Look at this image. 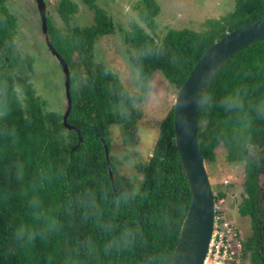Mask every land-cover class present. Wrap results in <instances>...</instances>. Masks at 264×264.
Masks as SVG:
<instances>
[{"label": "trees", "instance_id": "1", "mask_svg": "<svg viewBox=\"0 0 264 264\" xmlns=\"http://www.w3.org/2000/svg\"><path fill=\"white\" fill-rule=\"evenodd\" d=\"M8 1L0 0V264H169L192 199L176 146L175 104L160 123L152 152L137 157L126 150L137 173L123 174L110 131L120 124L132 138L129 144L141 143L142 114L135 103L144 97L131 94L118 74L95 62L98 39L116 30L112 18L98 0H83L95 22L73 27L79 5L60 0L57 11L67 30L48 11V33L42 30L58 65L47 35L69 65V122L82 133L79 144L76 130L64 124L67 107L63 113L48 109L32 80L35 55L17 50L18 20ZM232 4L201 29L170 27L158 39L153 35L162 7L144 0L140 13L150 32L134 23L125 36L133 63L151 75L162 72L180 90L216 41L264 16V0ZM198 137L205 162H214L224 146L231 165L245 164L247 195L239 212L252 218L254 232L241 254L250 250L253 264H264V40L238 51L218 71ZM219 197L226 192L220 190Z\"/></svg>", "mask_w": 264, "mask_h": 264}, {"label": "rangeland", "instance_id": "2", "mask_svg": "<svg viewBox=\"0 0 264 264\" xmlns=\"http://www.w3.org/2000/svg\"><path fill=\"white\" fill-rule=\"evenodd\" d=\"M59 1L46 0L47 11L58 27L67 30L57 11ZM74 1L79 8L72 17L71 25L73 27L92 25L95 22L94 11L83 0ZM158 2L162 7L157 18L158 35L151 33L158 39L162 38L166 33L164 31L170 27L183 28L192 25L200 28L211 18L223 16L233 6L232 0H158ZM7 3L18 20V37L15 41L17 50L23 56L35 55L33 82L41 95L47 99L49 103L47 108L63 113L67 107L65 78L57 59L46 47L37 3L35 0H9ZM98 6L106 9L116 30L113 34L98 39L95 47V62L109 67L118 74L131 94L140 93L144 97L143 101L135 103V107L142 114L138 120L141 143L136 141L135 146L129 144L132 138L120 124H115L110 131L113 138V151L121 162V172L131 177L137 173L136 160L127 157L126 150H135L137 157L152 152L159 136L160 123L175 104L179 89L172 85L162 72L157 71L151 75L141 71L133 63L132 48L125 36L132 30L134 23H139L150 32L140 13L144 0H98ZM127 140H130L129 143ZM140 161L142 160L139 158ZM205 165L213 189L215 187L214 193L219 209L221 208L231 220L236 222L245 242L254 232L251 217H243L239 212L243 195H247L245 164L241 162L231 165L228 162L225 147L222 146L214 162H206ZM220 190L226 192V197H219ZM242 264H253L250 250L246 254L243 253Z\"/></svg>", "mask_w": 264, "mask_h": 264}, {"label": "water", "instance_id": "3", "mask_svg": "<svg viewBox=\"0 0 264 264\" xmlns=\"http://www.w3.org/2000/svg\"><path fill=\"white\" fill-rule=\"evenodd\" d=\"M35 1L42 30L47 34V2ZM263 40L264 16L229 32L204 53L178 92L174 118L176 146L191 186L192 199L169 264H205L215 229V193L199 146V122L203 103L213 79L225 62L238 51ZM46 41L65 74L67 110L64 124L68 129L76 130L80 144L83 140L82 133L69 122L73 108L69 65L55 49L48 35ZM105 147L110 163L109 146L106 144ZM110 177L115 188V177L111 169Z\"/></svg>", "mask_w": 264, "mask_h": 264}, {"label": "built area", "instance_id": "4", "mask_svg": "<svg viewBox=\"0 0 264 264\" xmlns=\"http://www.w3.org/2000/svg\"><path fill=\"white\" fill-rule=\"evenodd\" d=\"M242 242L236 228L218 214L205 264H241Z\"/></svg>", "mask_w": 264, "mask_h": 264}, {"label": "clouds", "instance_id": "5", "mask_svg": "<svg viewBox=\"0 0 264 264\" xmlns=\"http://www.w3.org/2000/svg\"><path fill=\"white\" fill-rule=\"evenodd\" d=\"M194 69V68H193ZM187 80V79H186ZM202 112V111H201ZM201 116V115H200ZM200 123V122H199ZM199 136V135H198ZM201 151V150H200ZM205 161V160H204ZM206 163V162H205ZM206 166V165H205ZM214 190V189H213ZM216 197H215V218H216V216L218 215V214H223L224 216H225V218L236 228V230L238 229L237 228V226H236V222L235 221H233V220H231L227 215H226V213L220 208L219 209V207H218V205H217V203H216ZM252 219V218H251ZM241 233H242V231H241ZM241 239V242H242V250H243V246H244V238H243V235H242V237L240 238ZM241 262H242V254H241Z\"/></svg>", "mask_w": 264, "mask_h": 264}, {"label": "flooded vegetation", "instance_id": "6", "mask_svg": "<svg viewBox=\"0 0 264 264\" xmlns=\"http://www.w3.org/2000/svg\"><path fill=\"white\" fill-rule=\"evenodd\" d=\"M262 180H264V176L262 177ZM261 182H262V187L261 188L263 189L262 193H264V182L263 181H261Z\"/></svg>", "mask_w": 264, "mask_h": 264}]
</instances>
